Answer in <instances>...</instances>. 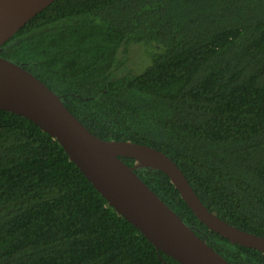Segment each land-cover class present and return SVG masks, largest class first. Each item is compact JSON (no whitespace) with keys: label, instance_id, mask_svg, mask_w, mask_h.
Instances as JSON below:
<instances>
[{"label":"trees","instance_id":"trees-1","mask_svg":"<svg viewBox=\"0 0 264 264\" xmlns=\"http://www.w3.org/2000/svg\"><path fill=\"white\" fill-rule=\"evenodd\" d=\"M131 45L157 48L137 73L119 60ZM0 58L95 137L166 155L210 213L264 238V0H54ZM133 173L228 264H264L198 222L164 174ZM0 264L179 263L117 215L55 140L0 110Z\"/></svg>","mask_w":264,"mask_h":264},{"label":"water","instance_id":"water-1","mask_svg":"<svg viewBox=\"0 0 264 264\" xmlns=\"http://www.w3.org/2000/svg\"><path fill=\"white\" fill-rule=\"evenodd\" d=\"M53 1L0 0V47ZM0 110L25 118L55 140L107 205L177 263L228 264L136 177L134 169L161 172L198 222L232 244L264 254V238L210 213L166 155L145 145L95 137L42 82L1 58ZM120 158L134 165L128 167Z\"/></svg>","mask_w":264,"mask_h":264},{"label":"rangeland","instance_id":"rangeland-1","mask_svg":"<svg viewBox=\"0 0 264 264\" xmlns=\"http://www.w3.org/2000/svg\"><path fill=\"white\" fill-rule=\"evenodd\" d=\"M157 50L155 46L131 45L120 51L119 60L129 71L140 72L149 62L150 55Z\"/></svg>","mask_w":264,"mask_h":264}]
</instances>
